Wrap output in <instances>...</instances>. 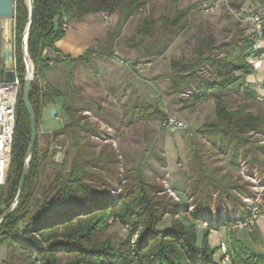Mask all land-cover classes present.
I'll return each mask as SVG.
<instances>
[{"label":"rangeland","instance_id":"rangeland-1","mask_svg":"<svg viewBox=\"0 0 264 264\" xmlns=\"http://www.w3.org/2000/svg\"><path fill=\"white\" fill-rule=\"evenodd\" d=\"M177 1L179 8L188 10L187 21H183L185 24L179 34L166 38L162 56L145 58L144 49L152 43V39L138 35L136 31L145 15L152 18H159L162 14L172 16L175 11L173 0H149L146 10L131 18L121 36L109 46L112 56L102 57L96 54L89 57V62H72L67 58L49 63L44 82L65 94L66 101L75 109L76 124L84 128V131L79 135V145L74 146L72 129L62 131L70 119L61 103L57 106V118L50 115L45 121L42 109L39 114L36 150L31 162L30 184L32 183L34 195L40 196L36 204L50 201L62 184L61 175L64 174L63 183L70 178L68 173L72 170V161L81 162L86 164L82 167L85 172L82 176L84 182L96 188L107 186L104 182L106 179L113 183L109 190L110 199L105 205L107 207L119 204L122 197L128 196L124 191L131 180L126 178L133 177L140 171L147 182L161 186L157 193L159 196L166 195L176 204L175 214L167 213L157 224L161 233L193 225L191 227L198 234L196 245L200 247L208 242L217 264H237L234 242H246L252 250H258L261 244L256 241L260 239L259 236H250L256 222L252 230L239 225L250 215V199L255 196L259 186L264 185V135L251 134L253 137L247 145L246 157L239 155L234 164L231 163L228 151L219 150L207 137H198L205 145V159L209 166L218 168L219 176L230 174L232 181L240 188L232 187L230 193L226 187L222 192L213 190L210 193L211 199L202 202L201 213L198 215L195 213L197 204L193 203V195L188 191L187 164L191 157L192 139L202 126L215 121L214 97H223L228 101L230 109L243 105L245 109L264 117V97L259 94L264 90V80L260 82L252 79L257 66L262 64L258 65L259 61L264 60V54L248 58V62L245 60L246 63L253 64L254 72L253 69L235 71L234 75L239 78L237 82L225 90L213 91L210 100L200 103L190 99L192 93H178L171 89L170 61L181 57L192 58L199 39L209 35L214 36L218 44L236 36L244 37L242 41L251 40L255 43L258 34L253 31V22L248 15L260 12L264 17V6L259 2L255 5L254 0ZM237 3L242 5V10L235 7ZM15 29L14 13L12 42L16 41ZM160 32L161 24L156 28L157 35ZM5 37L7 34L3 27V39ZM262 44L261 42L257 49L263 48ZM94 47L99 48L98 45ZM11 52L13 62L6 64L1 58V69H16L14 48ZM213 53L217 54V51L214 50ZM104 59L110 61L109 65L102 63ZM209 70V65L206 64L198 73L209 77ZM26 74L27 70L22 77L25 78ZM17 75L21 82L22 77L19 73ZM44 82L41 81L43 87ZM142 102L149 104L148 107L141 108L142 113L132 114L131 107L137 103L141 105ZM168 116L178 118L186 124V128H166L164 121ZM91 159L102 160L106 168L90 163ZM230 195L232 200H229ZM32 203L27 219L37 210L34 200ZM186 205L187 211H179ZM88 216L80 215L73 221L60 225L56 234L60 239H67L83 232L82 227L90 224L94 229L90 237L81 242L83 246H110L114 251L126 252L133 258H136L138 247L147 244L141 242L144 237L142 227L135 230L132 225L123 224L108 213L99 217L101 220ZM22 225H19L20 233ZM33 236L39 237L37 233ZM252 240L256 244L251 243ZM222 243L227 248L225 253L221 250ZM18 250L17 263L25 264L27 256L24 255V250ZM69 250L56 252L59 264L76 263L77 253ZM9 253L10 243H1L0 264ZM31 258V261L35 260L33 255Z\"/></svg>","mask_w":264,"mask_h":264},{"label":"trees","instance_id":"trees-1","mask_svg":"<svg viewBox=\"0 0 264 264\" xmlns=\"http://www.w3.org/2000/svg\"><path fill=\"white\" fill-rule=\"evenodd\" d=\"M256 2L264 6V0H254L255 5ZM148 3L149 0H34V14L28 37V58L33 61L35 67L30 101L36 115L37 127L41 110L48 105L61 103L70 119L62 131L72 129L74 146L79 145V135L81 131H84V128L76 124L75 109L66 101L65 94L44 82L46 73L49 71V63L52 61L46 55V50L59 51L55 43L66 35V31L62 28L63 23L70 22L72 19L82 20L88 14L117 16L114 27L103 40L98 42L99 48L89 47L84 55L74 60L71 59L72 62H89V57L92 55L112 56L109 46L121 36L123 28L131 18L146 10ZM173 3L175 11L172 16L162 14L159 18H152L145 15L140 21L137 34L152 39V43L144 49L145 58L162 56L166 47V38L179 34L180 29L184 27L183 21H187L188 10L179 8L177 0H173ZM235 7L239 11L243 9L242 5L238 3ZM15 10L14 54L16 72L22 77L26 72L22 44L23 34L30 17L27 1L16 0ZM261 16L263 17L262 14ZM159 24H161V32L157 35L156 28ZM243 39L244 37L236 36L218 44L212 35L200 38L194 47L192 58L181 57L170 61L171 89L178 93L192 91L190 99L196 103L210 100L213 91L227 89L239 80L234 75L235 71L254 70L253 64L246 63L245 60L264 54V47L257 49L253 41L245 42L246 40L242 41ZM214 50L217 51V54L213 53ZM206 64L210 69L209 77L198 73L199 69ZM4 76L5 70L1 69L0 79H3ZM24 79L23 77L21 79V90H23ZM41 81L45 83L44 87ZM213 102L215 121L202 126L198 130L197 136L192 139L191 157L187 164L188 191L193 195V203L197 204L196 215L201 213L202 202L211 199L210 193L213 190L222 192L226 187L230 193L232 187L240 189L236 182L232 181L230 174L219 176L218 168L209 166L205 159V145L198 140V137H207L216 144L215 146L219 150L228 151L231 163L234 164L238 161L239 155L246 157L247 145L253 137L251 134L264 135L263 115L255 114L245 109L243 105L230 109L228 101L223 97L216 96L213 98ZM148 105L145 102H142L141 105L134 104L131 107V112L132 114L142 113L141 108H147ZM30 141V119L22 102L21 91L17 101L10 167L5 188H3L4 186L0 187V189L3 188L0 190V218L17 195ZM36 144L32 157L36 150ZM89 162L106 168L102 160L91 159ZM84 165L86 164L73 160L72 170L68 173L70 178H67L63 183L64 174H62L60 181L62 184L57 193L51 197L50 201L46 200L38 205L36 204L39 201L38 196L34 195L32 183L30 184V163L21 199L15 210L0 224V244L10 243V253L5 260L6 264H18V248L23 249L24 255L27 256L25 264H38V262L40 264H59L56 252L64 249H70L69 251L77 253L75 264H132V262L138 264H217L213 256L214 252L209 248L208 242H204L200 247L196 245L198 234L196 229L191 227L193 225H188L181 230L173 228L164 233L157 229V224L162 217L167 213L175 214L177 208L172 198L157 194L161 186L147 182L144 174L139 171L137 175L126 178L131 180L125 186L124 191L128 196L122 197L119 204L105 207L110 199L109 190L113 183L106 179L104 182L107 186L96 188L84 182L82 180V176L85 174L82 170ZM98 177L104 180L101 178L102 176L98 175ZM112 177L113 175H111ZM33 200L37 210L32 217L27 219L28 210L31 208ZM229 200H232L231 195ZM187 210L188 206L186 205L179 211ZM107 213L118 218L123 224L132 225L135 230L143 228L144 237L141 242L142 244L147 242V244L144 247H138L136 258L126 252L114 251L110 246H83L81 242L89 238L92 229H94L90 224L82 227L83 232L69 236L67 239H60L56 234V229L60 225L73 221L80 215L98 217L97 219L101 220L102 218L99 217L105 216ZM20 224H23L22 233L19 232ZM34 233H37L39 237H34ZM51 234L53 235L51 236ZM234 251H236L237 264H264V254L254 252L244 242H234ZM32 255L35 258L34 261H31Z\"/></svg>","mask_w":264,"mask_h":264},{"label":"built area","instance_id":"built-area-1","mask_svg":"<svg viewBox=\"0 0 264 264\" xmlns=\"http://www.w3.org/2000/svg\"><path fill=\"white\" fill-rule=\"evenodd\" d=\"M206 7L208 8V6ZM248 16L253 22V31L258 34V40L254 43L255 47L257 48L261 42L263 43L262 46H264L263 17L258 12H252ZM62 28L64 31H67L70 28V22H64ZM3 69L5 72L8 70L6 68ZM11 69L15 73L12 81L6 82L5 76L3 79H0V187L6 184L8 176L16 125L17 101L21 93V82L16 69ZM187 92L192 93V91ZM164 126L171 130L186 128L184 122L173 116H168L166 118ZM249 203L251 206L250 215L242 220L239 226L250 227L248 230H252L255 222L261 216L264 209V185L262 187L259 186L255 196L250 199ZM221 246V250L225 253L227 251L225 243H222Z\"/></svg>","mask_w":264,"mask_h":264},{"label":"crops","instance_id":"crops-1","mask_svg":"<svg viewBox=\"0 0 264 264\" xmlns=\"http://www.w3.org/2000/svg\"><path fill=\"white\" fill-rule=\"evenodd\" d=\"M117 21L116 15H110L106 16L104 14H88L83 17L82 20H75L72 19L70 21V28L66 31V35L61 40L57 41L55 43L56 48H58L59 51H54L53 49H47L46 55L52 59L51 63L53 61L57 60H63V59H69L74 60L82 55L87 51L89 47L96 46L98 42L103 40L108 32L114 27L115 23ZM108 59H104L102 63L108 64ZM264 60L259 61V64L261 66H257V72L255 74V77L252 79H256L258 81L264 80ZM255 69V68H254ZM254 72V70H253ZM260 95L264 97V90H261L259 92ZM58 104L48 105L43 109V118L46 121L47 117H49L51 108L55 107L57 110L56 115L58 112ZM56 117V116H55ZM57 118V117H56ZM250 236L255 237L259 236L256 241L261 242L259 245L260 247H256L258 250H253L256 253L264 254V213L261 214V216L257 219L256 225L254 228V232L250 234ZM256 241L252 240L251 243L256 244ZM251 250L252 248L248 245V243L244 242ZM256 246V245H255ZM8 256V255H7ZM6 258L2 259L1 264H5Z\"/></svg>","mask_w":264,"mask_h":264},{"label":"water","instance_id":"water-1","mask_svg":"<svg viewBox=\"0 0 264 264\" xmlns=\"http://www.w3.org/2000/svg\"><path fill=\"white\" fill-rule=\"evenodd\" d=\"M29 5V20L26 26V29L23 34V46H24V56H25V64H26V70L27 74L24 79V85L22 90V102L28 112L29 119H30V128H31V141L29 144L25 165L23 169V173L20 179L19 183V189L17 192V195L15 197V200L11 204V206L8 208V210L3 214V216L0 218V224L8 217V215L15 210L17 207L21 195L27 180L29 167L31 163V157L32 152L34 149V146L38 139V127H37V119L34 112V109L32 107L31 101H30V92H31V86L34 80V66L32 65L30 60H27L28 57V37H29V30L32 23V18L34 14V0H28ZM15 13V0H0V71H1V58L4 59V62L6 64L13 62V55H12V49L14 48V43L11 39V30L13 25V16ZM4 23V25H3ZM3 27L6 31L7 37L3 39ZM6 27V28H5ZM3 42H5L3 44ZM14 71L12 69H8L5 72V81L10 82L14 78ZM57 113V110L55 107L51 108L50 114L52 117H55ZM38 200H40V196H38Z\"/></svg>","mask_w":264,"mask_h":264},{"label":"bare ground","instance_id":"bare-ground-1","mask_svg":"<svg viewBox=\"0 0 264 264\" xmlns=\"http://www.w3.org/2000/svg\"><path fill=\"white\" fill-rule=\"evenodd\" d=\"M28 1V0H27ZM3 25H4V23H3ZM6 28V27H5ZM27 60H30L28 57H27ZM31 61V60H30ZM31 63H32V65H33V62L31 61ZM10 64V63H9ZM34 66V65H33Z\"/></svg>","mask_w":264,"mask_h":264}]
</instances>
